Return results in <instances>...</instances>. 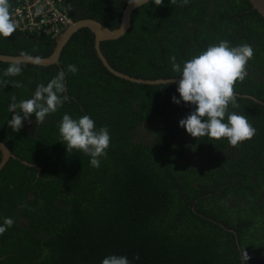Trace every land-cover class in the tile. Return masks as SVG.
I'll return each instance as SVG.
<instances>
[{"label":"trees","instance_id":"trees-1","mask_svg":"<svg viewBox=\"0 0 264 264\" xmlns=\"http://www.w3.org/2000/svg\"><path fill=\"white\" fill-rule=\"evenodd\" d=\"M19 0H10L11 12ZM128 0H67L74 20L93 18L117 27ZM56 40L17 27L0 36V53L50 55ZM228 41L249 44L254 56L237 82L236 107L256 133L233 147L226 138L192 137L179 121L195 105L180 99L179 82L144 84L118 77L101 61L95 34H73L58 64L0 61V140L12 157L0 170V264H102L111 255L130 264H264V18L249 0H154L137 8L129 31L101 48L119 71L144 79L176 78L181 65ZM78 71H68L69 65ZM69 100L38 124L35 114L19 132L8 121L16 103L61 71ZM23 87H14L15 83ZM5 84L7 86H5ZM64 114L88 115L111 137L100 167L68 152L59 133ZM23 115V113H21ZM225 122L227 119L225 118ZM2 152L0 150V161ZM22 160L38 166L25 164ZM239 239V243L237 241ZM136 257H139L137 259Z\"/></svg>","mask_w":264,"mask_h":264},{"label":"clouds","instance_id":"clouds-1","mask_svg":"<svg viewBox=\"0 0 264 264\" xmlns=\"http://www.w3.org/2000/svg\"><path fill=\"white\" fill-rule=\"evenodd\" d=\"M129 3L141 6L147 4L148 0H129ZM154 3L161 6L164 0H154ZM170 3L175 5L177 0H170ZM183 3L187 4L188 0H183ZM17 26L12 16L10 0H0V36L11 37ZM253 56L254 50L249 44L230 46L228 41H221L218 45L209 46L207 50L185 61L183 68L176 62L175 56L170 58L172 70L180 73L181 77L177 88L180 99L173 96V102L180 104L182 100L186 104L196 106L190 115L179 121L180 126L192 137L207 136L215 140L226 138L233 147L254 137L256 130L247 117L229 112L230 105L237 106L235 85L246 78V66ZM68 71L75 74L78 68L74 64L69 65ZM21 72L20 63L13 62L4 71V75L18 76ZM13 86L23 87L19 82ZM66 92L65 71L61 70L47 86L38 85L32 98L16 103V97L13 96L9 111L14 115L8 121L9 127L19 132L24 126V121L32 114H35L38 124L43 123L47 115L56 112L65 101L69 100ZM59 133L68 152L72 149L81 151L91 157L92 167H100L99 158L106 157L111 142L106 127L97 130L94 120L88 115L74 119L64 114L59 124ZM14 223L12 218H5L4 226H0V235H3L7 227L13 226ZM102 264H130V262L126 256L111 255L104 258Z\"/></svg>","mask_w":264,"mask_h":264},{"label":"water","instance_id":"water-1","mask_svg":"<svg viewBox=\"0 0 264 264\" xmlns=\"http://www.w3.org/2000/svg\"><path fill=\"white\" fill-rule=\"evenodd\" d=\"M149 1L151 0H148V2ZM249 1L253 5V9H256L261 14V16L264 18V0H249ZM139 7L140 6L130 4L128 0L123 10L121 22L115 28L108 27L105 24L93 18H84L80 20H75L64 31V33L56 40L57 44L55 46V49L48 56H36V55H29V54L13 55V54L0 53V61L25 62V63H32V64L43 65V66L58 64L60 61L62 51L65 48V46L68 44V42L70 41L73 34L82 27L83 28L88 27L95 34V47H96L97 53L101 61L103 62V64L109 71H111L118 77L127 79L132 82L144 83V84H168V83L179 82L181 77H176V78H161L160 77L157 79H144V78L132 76L130 74H127L125 72L119 71L116 68H114L110 64L105 54L103 53L102 48H101V43L105 40L118 39L124 36L131 28L133 14L135 10ZM236 95L240 96L241 94L236 93ZM242 96L251 97L253 99L258 100L256 97L252 95L243 94ZM0 150L2 152V159L0 161V170H1L6 165V163L9 161L11 157L16 158V156L13 154L11 149L1 140H0ZM22 161L28 165H32L35 167L38 166L37 164L30 163L26 160H22ZM237 241L239 243V239H237ZM241 255H242V264H245L244 254L242 250H241Z\"/></svg>","mask_w":264,"mask_h":264},{"label":"built area","instance_id":"built-area-1","mask_svg":"<svg viewBox=\"0 0 264 264\" xmlns=\"http://www.w3.org/2000/svg\"><path fill=\"white\" fill-rule=\"evenodd\" d=\"M12 16L21 30L54 39L74 22L67 10V0H19Z\"/></svg>","mask_w":264,"mask_h":264},{"label":"flooded vegetation","instance_id":"flooded-vegetation-1","mask_svg":"<svg viewBox=\"0 0 264 264\" xmlns=\"http://www.w3.org/2000/svg\"><path fill=\"white\" fill-rule=\"evenodd\" d=\"M72 17V16H71ZM74 20V19H73ZM75 21V20H74ZM236 94V93H235ZM240 94V93H239ZM243 94H241L240 96H242ZM249 95V94H248ZM239 96V95H238ZM253 96V95H252ZM244 97V96H243ZM32 122L30 121L29 123H26V127H27V130H30L31 129V127H32V125L33 124H31ZM6 144V143H5ZM7 145V144H6ZM8 146V145H7ZM9 147V146H8ZM12 158V157H11Z\"/></svg>","mask_w":264,"mask_h":264}]
</instances>
